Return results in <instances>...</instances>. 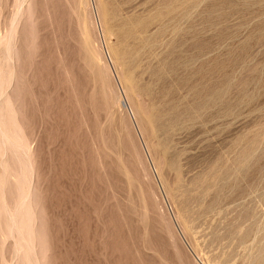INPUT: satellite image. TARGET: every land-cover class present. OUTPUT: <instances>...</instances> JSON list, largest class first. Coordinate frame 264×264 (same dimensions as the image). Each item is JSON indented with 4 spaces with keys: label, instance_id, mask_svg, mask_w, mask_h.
<instances>
[{
    "label": "rangeland",
    "instance_id": "obj_1",
    "mask_svg": "<svg viewBox=\"0 0 264 264\" xmlns=\"http://www.w3.org/2000/svg\"><path fill=\"white\" fill-rule=\"evenodd\" d=\"M0 264H264V0H0Z\"/></svg>",
    "mask_w": 264,
    "mask_h": 264
},
{
    "label": "bare ground",
    "instance_id": "obj_2",
    "mask_svg": "<svg viewBox=\"0 0 264 264\" xmlns=\"http://www.w3.org/2000/svg\"><path fill=\"white\" fill-rule=\"evenodd\" d=\"M212 87H213V86H211V87L207 86L206 88L204 87L205 90H206L207 95L209 94V97H208L206 100H208V99H210V100H208V101L205 100V101H204V99H202V98H201V95H200L201 100H203L204 102H206V104L209 106V108L212 107V105H213V103H214V99L216 98V96L213 97V95H212V93H211ZM213 89H214V87H213ZM202 92H204V91H202ZM202 92H201V93H202ZM214 92H215V91H214ZM204 93H205V92H204ZM199 94H200V92L198 93L197 97L199 96ZM214 95H216V94H214ZM198 98H199V97H198ZM200 98H199V99H200ZM217 99H219V98H217ZM217 99H216V101H217ZM203 101H200V102H203ZM218 101H219V100H218ZM179 102H180V101H179ZM197 103H199V101H198ZM197 103H196V105L198 106ZM181 104H183V103H181ZM181 104H180V105H181ZM206 104H203V105H205V106H203V107L201 106V108L203 109L204 107H206V106H207ZM214 104H215V103H214ZM216 104H217V102H216ZM173 105H174V104H173ZM173 105H172V106H173ZM192 105H194V104H192ZM192 105H189V106H192ZM200 105H202V104L200 103ZM124 106H125V108H126V105H125V104H124ZM172 106H171V107H172ZM184 106H185V105H184ZM184 106H181V107H180L181 109H182V107L184 108V110L181 111V113H183V114L186 113V114H184V115H187V113H188V108H189V107H187V106L184 107ZM197 106H196V107H197ZM208 106H207V107H208ZM176 107H177V105H176ZM178 107H179V106H178ZM193 107H194V106H193ZM196 107H195V108H196ZM173 108H174V107L169 108V109H173ZM176 109H178V108H176ZM176 109H175V110H176ZM192 109H193V108H192ZM196 109H197V108H196ZM196 109H195V110H196ZM198 109H200V108H198ZM190 110H191V109H190ZM193 110H194V109H193ZM193 110H192V111H193ZM195 110H194V111H195ZM192 111H191V112H192ZM198 111H199V110H198ZM201 111H202V110H201ZM191 112H190V113H191ZM188 114H189V113H188ZM174 115L177 116L176 113H175ZM184 115H183V116H184ZM178 116H182V115H178ZM189 116H191V114H190ZM189 116L187 115L186 117H189ZM171 117L173 118L174 116H171ZM174 118H176V117H174ZM157 119H158V118H157ZM158 120H159V119H158ZM171 121H172V120H171ZM171 121H170V124H171ZM173 121H174V119H173ZM176 121H177V120H176ZM147 123L149 124V122H147ZM175 123H176V125H178L177 122H175ZM167 125H168V124H167ZM173 125H174V124H172L171 126H173ZM169 126H170V125H169ZM165 127H167V126L164 125V128H165ZM163 131H165V130L163 129ZM187 230H188V229H187ZM189 235H190V234H189ZM189 237H190V236H189Z\"/></svg>",
    "mask_w": 264,
    "mask_h": 264
}]
</instances>
